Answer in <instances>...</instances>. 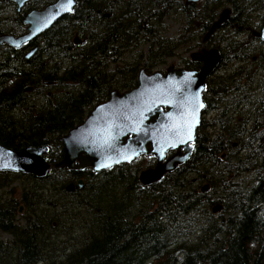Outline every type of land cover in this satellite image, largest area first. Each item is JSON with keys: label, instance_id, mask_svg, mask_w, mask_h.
I'll list each match as a JSON object with an SVG mask.
<instances>
[{"label": "trees", "instance_id": "obj_1", "mask_svg": "<svg viewBox=\"0 0 264 264\" xmlns=\"http://www.w3.org/2000/svg\"><path fill=\"white\" fill-rule=\"evenodd\" d=\"M55 1L30 0L18 12L0 0V35L24 34L25 14ZM75 1L25 48L0 47V143L47 146L51 164L44 178L0 172V234L11 238L0 240V264H264V41L254 36L264 0H116L111 9L107 0ZM172 7L185 22L166 38ZM227 7L230 18L205 42L221 56L203 93L212 115L185 164L144 187L140 157L100 172L53 167L63 157L60 138L94 106L134 88L140 69L200 46ZM147 40H155L147 53H132ZM181 62L191 69L190 59ZM76 225L81 236L70 244Z\"/></svg>", "mask_w": 264, "mask_h": 264}, {"label": "water", "instance_id": "obj_2", "mask_svg": "<svg viewBox=\"0 0 264 264\" xmlns=\"http://www.w3.org/2000/svg\"><path fill=\"white\" fill-rule=\"evenodd\" d=\"M9 1L15 3L17 11H20L30 0ZM198 1L186 0L185 3ZM74 5L75 0H56L40 10L29 11L23 19L27 32L21 36L0 35V46L5 44L21 48L59 19L71 14ZM229 14L230 10L224 9L204 40L223 21L229 19ZM262 24L254 36L264 41V21ZM36 49H31L26 58ZM190 58L202 63L199 70L170 67L165 73H148L142 68L134 88L121 93L112 91L106 101L93 107L82 123L60 138L63 157L53 167H66L75 171L90 168L100 172L122 163H130L140 156L150 155L156 159L155 167L139 175L141 186H149L187 162L192 155L196 131L206 107L203 100L205 81L217 69L221 56L217 50L212 49L191 53ZM170 151L173 154L166 159ZM47 152L48 147L44 145L15 151L0 143V172L44 178L51 168L45 159ZM77 185L81 187L83 181L79 180ZM73 189V184L66 187L68 192ZM202 190L205 191L206 187ZM219 210L220 205L212 209L213 212Z\"/></svg>", "mask_w": 264, "mask_h": 264}, {"label": "flooded vegetation", "instance_id": "obj_3", "mask_svg": "<svg viewBox=\"0 0 264 264\" xmlns=\"http://www.w3.org/2000/svg\"><path fill=\"white\" fill-rule=\"evenodd\" d=\"M125 1H127V0H125ZM144 0H135V3L136 4H138V3H140V2H143ZM148 1H150V2H152L151 4H153V3H155V1L156 0H148ZM178 2H180V1H184L183 2V5L184 6H189V5H198V4H200V3H203L202 1H204V0H199L198 2H196V3H189V4H186L185 2H186V0H177ZM119 2L120 3H122L123 1L122 0H119ZM114 3H116V0H107V6H108V9H111L112 8V5L114 4ZM15 4V3H14ZM16 5V4H15ZM26 5V4H25ZM24 5V6H25ZM75 5H76V1H75ZM75 5H74V7H75ZM182 5V4H181ZM23 6V7H24ZM46 6V5H45ZM45 6H43L42 8H44ZM73 7V8H74ZM42 8H39V9H37V10H40V9H42ZM22 10V9H21ZM20 10V11H21ZM20 11H18V12H20ZM172 11H173V7H172ZM224 10H222L220 13H219V16L216 18V20L218 19V18H220L221 17V14H222V12H223ZM178 11L177 10H174L173 11V13H172V15L171 16H169V17H167V18H165V20H164V24H165V22L166 21H169L170 23H172V22H185V20H183V18H181V17H179V15H177L178 13H177ZM107 14V13H106ZM230 14H231V11H230ZM230 14H229V17L228 18H230ZM109 17H110V15L109 14H107ZM108 17V18H109ZM215 20V21H216ZM214 21V22H215ZM225 21H227V20H225ZM225 21H223L219 26H221ZM112 23V21L109 19L108 20V27H110V24ZM183 26H184V24H183ZM218 26V27H219ZM27 27V26H26ZM182 27V26H181ZM218 27H216L210 34H209V36H208V38L214 33V31L218 28ZM154 28H157V26L156 25H154ZM27 32V31H26ZM177 32H179V28H178V31ZM209 33V32H208ZM207 33V34H208ZM177 34V33H176ZM41 35V34H40ZM39 35V36H40ZM20 36V35H19ZM38 36V37H39ZM206 37V36H205ZM205 37L201 40V45L200 46H196V43L197 42H192V43H190L188 46L189 47H197V48H193L194 50H197L199 47H201L200 49H198V50H200V51H198L199 53H202L203 51H209V50H211V49H206V47H205V42L208 40V38L206 39V40H204L205 39ZM37 38V37H36ZM35 38V39H36ZM34 39V40H35ZM151 39H153V38H151ZM33 41V40H32ZM32 41H30V42H32ZM78 41V43H76V40H75V44H79V40H77ZM30 42H28L27 44H25L24 46H22L21 48H18V50H20V49H22V48H25L26 47V45H29V43ZM146 43V44H145ZM145 43H142V44H145V45H142V44H140L139 46L140 47H142V48H140V49H142L145 53H147L148 52V50H149V47H150V45L153 43H155V40L153 41V40H147ZM3 46V45H2ZM117 46V45H116ZM138 46V47H139ZM1 47V46H0ZM9 47V46H8ZM34 47H37V49H38V46L36 45V44H34L33 46H31L27 51H26V53L24 54V58L26 59V60H29L30 58H32V56L36 53V51H37V49H36V51L30 56V57H28V58H26V54L28 53V52H30V50L31 49H33ZM9 48H12V47H9ZM14 49H16V48H14ZM122 49V48H121ZM213 49H215V48H213ZM123 50V49H122ZM187 59H190V61H191V64H192V67H191V69L192 70H198V69H200L201 68V66H202V63H200V62H197V61H192L191 60V58H190V53L188 54V57H187ZM206 110V109H205ZM212 114H211V111H204V116H203V118H205L206 120L208 119V116H211ZM173 154V152L172 151H170V152H168L167 154H166V159L167 158H169L171 155ZM145 157L146 158H148L149 160L147 161V163H145L144 162V164H145V168L143 169V170H141L140 171V173L142 172V171H145V170H148V169H153L154 167H155V165H156V159L154 158V157H151V156H142V157H140V158H142L143 159V161H144V159H145ZM186 163V162H185ZM184 163V164H185ZM183 165V164H182ZM182 165H180V166H182ZM179 167V166H178ZM177 167V168H178ZM81 171H83V170H81ZM139 178V177H138ZM205 188V187H204ZM203 189V188H202ZM21 213H22V211L21 210H19V215H21Z\"/></svg>", "mask_w": 264, "mask_h": 264}, {"label": "rangeland", "instance_id": "obj_4", "mask_svg": "<svg viewBox=\"0 0 264 264\" xmlns=\"http://www.w3.org/2000/svg\"><path fill=\"white\" fill-rule=\"evenodd\" d=\"M165 26H166V31L164 33V36L166 38L176 37L177 34L180 33V27L183 26V22H180V23L179 22H172V23H170L169 21H166L165 22ZM178 28H179V32H177L178 31ZM140 48H142V47L139 46L132 53H134L136 51H140ZM191 48H192L191 52H198V51H200L198 49H200L201 47H199L197 50H194L193 49V48H197V47H193L192 46ZM129 52H127L126 54H124V57H123L124 59H127L129 57L128 56V55H130ZM186 52H184V50L182 51L181 48L176 49L174 51V55L172 57L167 58L165 60L166 61L165 64L159 65L158 67L155 68V70H162V72H163L165 69L167 70L170 67L171 68H173V67L174 68H176V67H182V62H181L182 59L185 58V57H188V54H189V53H186ZM148 160L149 159L145 157L144 162L147 163ZM144 168H145V164H142V169L141 170H143ZM21 211H23V209ZM18 220H19L20 224H22V222H23L22 219H18ZM77 231H78L77 225H76V229L75 230L73 228L70 230V236L68 235L67 238L68 239H73L74 238L73 240H71V243L70 244L75 243V241L80 238L81 234H80L79 231L78 232ZM0 240H3L4 242H10L11 238H10L9 235L0 234Z\"/></svg>", "mask_w": 264, "mask_h": 264}, {"label": "bare ground", "instance_id": "obj_5", "mask_svg": "<svg viewBox=\"0 0 264 264\" xmlns=\"http://www.w3.org/2000/svg\"><path fill=\"white\" fill-rule=\"evenodd\" d=\"M184 2V1H183ZM226 9V8H225ZM227 9H229V8H227ZM230 10V9H229ZM64 18V17H63ZM36 40V39H35ZM7 46V45H6ZM215 50H217V49H215ZM218 51V50H217ZM219 52V51H218Z\"/></svg>", "mask_w": 264, "mask_h": 264}, {"label": "snow or ice", "instance_id": "obj_6", "mask_svg": "<svg viewBox=\"0 0 264 264\" xmlns=\"http://www.w3.org/2000/svg\"><path fill=\"white\" fill-rule=\"evenodd\" d=\"M189 138H191V137H189Z\"/></svg>", "mask_w": 264, "mask_h": 264}]
</instances>
